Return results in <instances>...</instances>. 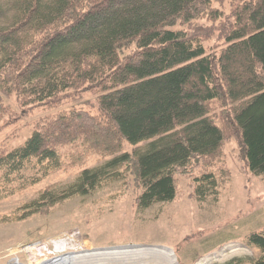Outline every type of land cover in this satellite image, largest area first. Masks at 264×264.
Returning <instances> with one entry per match:
<instances>
[{"label": "trees", "instance_id": "1", "mask_svg": "<svg viewBox=\"0 0 264 264\" xmlns=\"http://www.w3.org/2000/svg\"><path fill=\"white\" fill-rule=\"evenodd\" d=\"M226 1L229 13L215 7ZM215 34L208 52L202 41ZM85 93L86 108L62 110L0 151L2 179L38 167L37 183L61 168L66 145L109 159L61 191L45 188L21 219L129 178L138 210L175 200L177 176L203 200L231 141L264 180V0H0V114L11 96L29 113ZM248 245L259 251L248 262L264 264V229Z\"/></svg>", "mask_w": 264, "mask_h": 264}, {"label": "rangeland", "instance_id": "2", "mask_svg": "<svg viewBox=\"0 0 264 264\" xmlns=\"http://www.w3.org/2000/svg\"><path fill=\"white\" fill-rule=\"evenodd\" d=\"M215 7L224 13L230 11L228 1ZM216 36L202 41L208 52L216 46ZM93 99L85 93L82 100L69 101L59 109L23 113L14 96L3 98L0 151L21 146L37 123L71 107L86 108L83 101ZM58 152L61 168L35 184L31 181L38 178V167H30L12 183L3 180L0 171V264H44L71 253L128 245L168 247L179 264H201L222 251L228 256L231 246H239L240 253L212 257L205 264H229L234 260L250 264L248 260L259 257V251L248 245V238L264 229V180L248 172L234 141L225 145L218 169H211L218 187L216 191L208 187L209 194L203 200L196 195L193 179L177 176L175 200L138 210L134 199L140 191L129 178L111 182L90 197L60 203L46 215L36 213L21 219L23 208L45 188L61 191L76 180L82 169L97 167L109 159L83 152L78 145L60 147ZM201 173L196 171L194 175L198 178ZM115 264L149 263L134 255L121 257Z\"/></svg>", "mask_w": 264, "mask_h": 264}, {"label": "water", "instance_id": "3", "mask_svg": "<svg viewBox=\"0 0 264 264\" xmlns=\"http://www.w3.org/2000/svg\"><path fill=\"white\" fill-rule=\"evenodd\" d=\"M144 257L149 264H179L172 249L164 246L128 245L71 253L49 264H115L121 257Z\"/></svg>", "mask_w": 264, "mask_h": 264}, {"label": "bare ground", "instance_id": "4", "mask_svg": "<svg viewBox=\"0 0 264 264\" xmlns=\"http://www.w3.org/2000/svg\"><path fill=\"white\" fill-rule=\"evenodd\" d=\"M239 248V246H231L230 248H229V250H230V255H226L227 257H229V256H232V255H235V254H239L240 253V251L241 250H239L238 249ZM241 249V248H240ZM226 251V250H225ZM243 251V250H242ZM64 256V255H63ZM226 256H224V251H222L221 253H219V254H216V255H213V256H210L209 258H206L201 264H205L206 262H207V260L208 259H210V258H212V257H217V258H224V257H226ZM61 257V256H60ZM56 259V258H55ZM54 260V259H53ZM53 260H51V261H48V262H46V263H44V264H49L50 262H52ZM14 264H17V263H14Z\"/></svg>", "mask_w": 264, "mask_h": 264}]
</instances>
